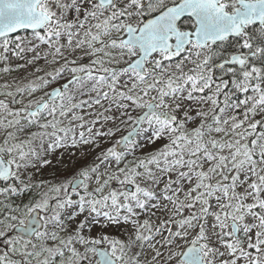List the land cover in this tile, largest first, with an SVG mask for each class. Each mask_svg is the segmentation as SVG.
<instances>
[{
	"label": "snow or ice",
	"instance_id": "snow-or-ice-1",
	"mask_svg": "<svg viewBox=\"0 0 264 264\" xmlns=\"http://www.w3.org/2000/svg\"><path fill=\"white\" fill-rule=\"evenodd\" d=\"M0 80V264H264V0H0Z\"/></svg>",
	"mask_w": 264,
	"mask_h": 264
},
{
	"label": "rangeland",
	"instance_id": "rangeland-1",
	"mask_svg": "<svg viewBox=\"0 0 264 264\" xmlns=\"http://www.w3.org/2000/svg\"><path fill=\"white\" fill-rule=\"evenodd\" d=\"M21 35H23V33H21ZM16 63H24V61H14L13 63V67L15 68V64ZM40 63H43L42 61ZM28 72H31V69H28ZM24 75H27V73L25 72L24 69H19V70H15L11 73L10 76L6 77L7 79L11 80L15 77H18V76H24ZM0 82H2V80H0ZM75 153V149H71L69 150V152H63L61 151L58 155L60 158H63V157H66L68 155H71ZM53 165L54 167H58V165L55 164V161L53 162ZM53 172H54V168H49L47 171H42L40 174H39V178H43V179H51L52 176H53Z\"/></svg>",
	"mask_w": 264,
	"mask_h": 264
}]
</instances>
